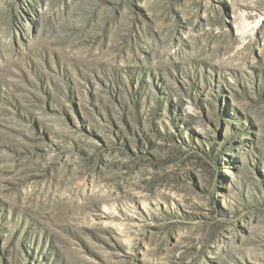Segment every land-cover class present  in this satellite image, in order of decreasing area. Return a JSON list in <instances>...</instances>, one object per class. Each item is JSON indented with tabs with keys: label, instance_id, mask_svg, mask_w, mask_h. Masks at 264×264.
<instances>
[{
	"label": "rangeland",
	"instance_id": "obj_1",
	"mask_svg": "<svg viewBox=\"0 0 264 264\" xmlns=\"http://www.w3.org/2000/svg\"><path fill=\"white\" fill-rule=\"evenodd\" d=\"M0 264H264V0H0Z\"/></svg>",
	"mask_w": 264,
	"mask_h": 264
}]
</instances>
